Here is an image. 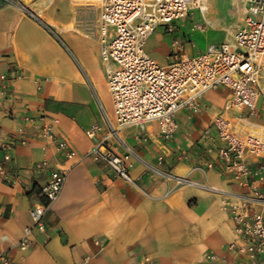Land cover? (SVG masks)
I'll use <instances>...</instances> for the list:
<instances>
[{"label": "crops", "instance_id": "0c3cea01", "mask_svg": "<svg viewBox=\"0 0 264 264\" xmlns=\"http://www.w3.org/2000/svg\"><path fill=\"white\" fill-rule=\"evenodd\" d=\"M92 1L18 0L0 7V77H14L10 95H0V148L23 127L29 136L11 152L21 182L0 180V252L26 264H229L235 256L227 247L238 239L222 199L236 188L219 165L207 168L206 149L218 143L204 135L209 128L216 135L221 114L264 123V97L249 115L227 109V87L210 89L198 113L183 108L178 114L171 140L162 138L156 121L118 128L99 37L86 33L78 14ZM183 46L188 55L206 49ZM47 123L69 142L73 159L43 136ZM97 123L103 129L91 139L86 130ZM115 128L109 140L117 153L131 151L133 184L88 155ZM43 160L67 178L46 216V231L34 230L23 246L37 191L48 178L33 170Z\"/></svg>", "mask_w": 264, "mask_h": 264}, {"label": "built area", "instance_id": "2783aa9c", "mask_svg": "<svg viewBox=\"0 0 264 264\" xmlns=\"http://www.w3.org/2000/svg\"><path fill=\"white\" fill-rule=\"evenodd\" d=\"M17 1L0 0V7ZM205 2L102 0L96 32L120 127L156 121L162 138L171 140L179 128L177 116L183 108L198 113L202 95L219 86L229 89L228 110L256 113L259 99L264 97V0H246L245 17L232 38L209 44L196 55H180L177 51L170 62L162 65L145 51L150 35L158 29L175 34L180 20L188 19L194 10H203ZM29 14L35 17L34 13ZM13 78L9 73L1 75L0 95L6 98L10 95ZM236 117L217 116L215 136L210 128L206 130L204 136L218 143L216 147H207L210 158L206 166L213 169L219 165L236 188L222 199L238 239L227 247L235 256L229 264H264V123L251 121L248 115ZM102 129L97 123L86 134L96 139ZM117 130L98 138L88 155L103 161L115 176L133 184L135 179L127 167L131 151L119 154L109 140ZM43 136L55 142L59 154L73 159L75 151L58 136L53 124L43 126ZM28 139L27 127H23L0 148V180L11 186L22 180L14 165L12 149ZM33 170L36 174L47 173L48 178L37 191L38 202L31 208L32 224L25 230L23 246H27L34 230L46 231V216L60 197L67 178L66 171L52 167L49 160L37 161ZM0 264L26 263L16 262L7 252H0Z\"/></svg>", "mask_w": 264, "mask_h": 264}, {"label": "rangeland", "instance_id": "374dc122", "mask_svg": "<svg viewBox=\"0 0 264 264\" xmlns=\"http://www.w3.org/2000/svg\"><path fill=\"white\" fill-rule=\"evenodd\" d=\"M101 2L102 0L85 2L78 13L84 20L86 33L92 37L97 36L96 25L102 9ZM245 3L246 0H206L208 9L194 10L175 34L158 29L150 35L145 51L164 65L171 61L175 52L178 51L180 55L184 53V44L188 51L198 52L209 44L230 40L245 17ZM117 126L121 128L118 124Z\"/></svg>", "mask_w": 264, "mask_h": 264}, {"label": "trees", "instance_id": "16d2710c", "mask_svg": "<svg viewBox=\"0 0 264 264\" xmlns=\"http://www.w3.org/2000/svg\"><path fill=\"white\" fill-rule=\"evenodd\" d=\"M48 29L50 30V28L48 27Z\"/></svg>", "mask_w": 264, "mask_h": 264}]
</instances>
